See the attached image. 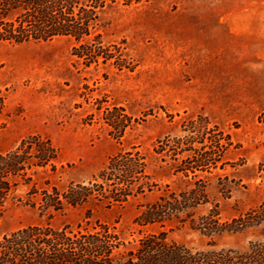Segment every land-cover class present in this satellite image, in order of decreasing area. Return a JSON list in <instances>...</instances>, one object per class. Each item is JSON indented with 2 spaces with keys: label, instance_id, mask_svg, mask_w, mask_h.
Wrapping results in <instances>:
<instances>
[{
  "label": "rangeland",
  "instance_id": "1",
  "mask_svg": "<svg viewBox=\"0 0 264 264\" xmlns=\"http://www.w3.org/2000/svg\"><path fill=\"white\" fill-rule=\"evenodd\" d=\"M80 1L87 37L0 43V234L108 230L137 263L165 233L264 264V0Z\"/></svg>",
  "mask_w": 264,
  "mask_h": 264
},
{
  "label": "trees",
  "instance_id": "2",
  "mask_svg": "<svg viewBox=\"0 0 264 264\" xmlns=\"http://www.w3.org/2000/svg\"><path fill=\"white\" fill-rule=\"evenodd\" d=\"M81 3L80 0H0V43L46 42L59 36L77 40L87 37L90 23L95 20L89 15L84 19L77 15L75 10ZM10 186L8 180L2 179V205L8 200ZM89 200L94 198L85 195L82 204ZM148 205L150 214L157 212L158 200ZM171 217L169 214L164 218ZM155 222L153 219L150 223ZM104 232L106 237L102 239L100 231L81 236L80 231L71 227L25 226L0 234V264H226L221 252L185 249L169 241L165 233H152L138 242L141 262L133 261V252L121 253L117 259L120 237L115 233L111 239L108 230Z\"/></svg>",
  "mask_w": 264,
  "mask_h": 264
}]
</instances>
